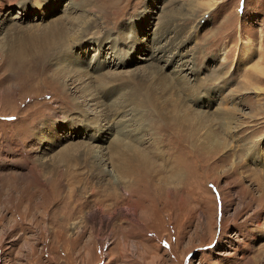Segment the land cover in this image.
I'll return each instance as SVG.
<instances>
[{"label":"rangeland","instance_id":"rangeland-1","mask_svg":"<svg viewBox=\"0 0 264 264\" xmlns=\"http://www.w3.org/2000/svg\"><path fill=\"white\" fill-rule=\"evenodd\" d=\"M20 1L0 264H264V0Z\"/></svg>","mask_w":264,"mask_h":264},{"label":"bare ground","instance_id":"bare-ground-1","mask_svg":"<svg viewBox=\"0 0 264 264\" xmlns=\"http://www.w3.org/2000/svg\"><path fill=\"white\" fill-rule=\"evenodd\" d=\"M45 1V0H44ZM12 3H21L22 4V2L20 1V0H0V11H2V13H0V15L1 16H4V19H3V21L4 22H6V23H8V20L7 19H12V16H10L11 14H10V12H11V10L9 9V10H7V11H4V10H6L10 5H12ZM71 4H70V7L71 8H73V10L77 7L76 6V4H74V2H70ZM111 4V3H110ZM24 5V4H23ZM40 6V5H39ZM11 8V7H10ZM67 20H69L70 19V16L69 15H67ZM14 19H16V21H14ZM11 23V22H10ZM20 23H22L21 21H19V19H17V18H13L12 19V23H11V25H12V27H13V29H19V28H21V26H19L20 25ZM7 25V24H6ZM167 36V35H166ZM162 39V38H161ZM166 39H169V38H167L166 37ZM165 39V40H166ZM171 39V38H170ZM175 44V43H174ZM173 46V45H172ZM163 49H166V48H163ZM170 49V48H169ZM168 49V50H169ZM21 52L23 53V54H26L27 53V51H24V50H21ZM151 55V54H150ZM160 55V54H159ZM177 55V54H176ZM157 56V55H156ZM153 58V57H152ZM81 63V62H80ZM176 73H178V72H176ZM114 124V123H113ZM109 129H111L112 128V126H110V127H108ZM97 152V151H96ZM100 158V157H99ZM100 164L105 168L106 166H107V164L105 163V161H103V160H101L100 161ZM104 164V165H103ZM151 182V181H150ZM152 185V184H151ZM154 186V185H153ZM120 211H122V213L124 214V215H126L127 213H128V210H125L124 208H122V209H120ZM96 212L97 211H92V214L93 215H95L96 217H98L99 219H98V221L100 222V224H106V223H108L109 224V220H110V216H100L99 214H96ZM90 213V212H89ZM99 215V216H98ZM95 217V218H96ZM94 218V219H95ZM75 224V225H74ZM72 226H73V228H75V226H76V223H74ZM158 261V260H157ZM176 262V261H175Z\"/></svg>","mask_w":264,"mask_h":264}]
</instances>
